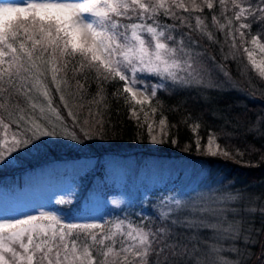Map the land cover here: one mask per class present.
<instances>
[{
  "label": "snow or ice",
  "instance_id": "6c2138e0",
  "mask_svg": "<svg viewBox=\"0 0 264 264\" xmlns=\"http://www.w3.org/2000/svg\"><path fill=\"white\" fill-rule=\"evenodd\" d=\"M215 2L222 8L220 15L225 23H220V18L213 14L212 25L225 35V42L231 41L234 51L239 36L248 64L264 79V56L260 60L255 57L256 47L264 53V44L260 43L264 35H251L252 50L246 46L245 39L253 26L249 18L255 21L258 12L264 14V0H231V9L228 0ZM214 7V0H20L19 5L0 0V109L8 116V122L0 118L3 129L0 165L8 163L19 151L36 147L43 138L63 136L81 142L101 135L94 129L97 125L103 128L102 119L85 128L76 122L69 109L74 124L70 129L53 106L47 77L50 76L61 102L68 108L64 91L68 88L69 70L73 78L95 72L99 90L93 103L98 105L107 99L105 84L123 82L122 91L118 88L112 96L117 100L123 97L124 103L131 105V118L138 122V113L143 112V123H147L152 143L167 142L166 117L161 116L159 131H155L154 123L148 120L149 112L145 111V106L150 107L158 96V88L167 89L169 82L172 87L222 86L206 78L202 69L196 67L202 63V57L196 52L199 41L193 38V33L198 32L214 43L219 42L203 16L205 8L212 12ZM228 12L232 15L228 16ZM192 13L202 15L192 17ZM228 58L224 56L225 60ZM216 67L223 72L225 80L231 81L224 65ZM141 74H149L148 79L159 78V83L145 87L146 78ZM76 85L80 90L85 89L79 79ZM38 96L47 101L46 107L38 102ZM24 103L30 114L22 107ZM136 105L141 107L137 109ZM150 110L154 117L158 109L150 107ZM13 124L15 128L10 127ZM199 127L197 123L192 129L194 135ZM171 142L176 144L177 140ZM195 144L199 150V136ZM205 153L231 158L211 132ZM240 199V194L231 192L196 201L163 196L158 207L159 218L165 223L155 229L152 220L143 215L138 222L118 218L107 230L105 225L109 222L103 219L75 222L43 206L23 217L0 215V264H240L239 259L230 261L221 256V244L209 245L206 252H201L194 243L197 235L193 234L188 238L193 242L190 250L183 234L175 232L177 226L209 229L216 240L237 241L243 237L245 245L254 243L252 230L243 226L241 210L228 207L230 202ZM243 211L253 215L259 211L264 215V207ZM229 214L232 219L228 218ZM93 250L103 259L98 260ZM230 250L239 253L235 243Z\"/></svg>",
  "mask_w": 264,
  "mask_h": 264
},
{
  "label": "trees",
  "instance_id": "16d2710c",
  "mask_svg": "<svg viewBox=\"0 0 264 264\" xmlns=\"http://www.w3.org/2000/svg\"><path fill=\"white\" fill-rule=\"evenodd\" d=\"M214 3L213 11L209 12L205 8L203 16L206 18L205 22L209 25L210 31L216 35L219 42L214 43L198 32L193 33V38L199 41L196 52L202 57V63L196 67L202 69L206 78L222 86L214 89L199 85L172 87L169 82L167 89L158 88V96L150 106L156 107L157 113L153 117L150 109H147L150 107H147L145 111L149 112L148 120L157 126L158 131L159 117H166L169 132L167 142L152 143L147 123H143L145 120L143 112L138 113L140 118L138 122L131 118L129 111L131 105L125 104L123 97L117 100L112 96L118 88L122 91L123 82L117 80L105 84L103 88L107 99L98 105L93 103L99 90L95 72L89 71L86 76L77 74L73 78V73L69 70L66 76L68 88L64 91L69 107L65 108L60 100V93H57L48 76L46 82L52 93L53 106L59 110L64 123L70 129L74 128L73 117L68 114L69 109L76 122L85 128H91L96 124V120L102 119L103 128L97 125L94 129L101 135L81 142L71 141L63 136L43 138V142L36 147L19 151L8 163L0 165V190L13 189L11 185H7L10 184L9 182L25 178L29 172L37 173L46 165L57 164L72 168L85 166L90 174L83 182L80 192L74 197L77 202L75 206L77 212L85 200L93 198L92 195L102 200L112 192V196L120 194L122 198L117 206H113L111 201L105 203L109 206L106 215L102 218L109 222L105 225L106 230L118 218L127 217L138 222L141 215L152 220L153 229L163 225L165 221L159 218L161 209L158 207V202L164 193H167L164 196L181 194L187 201L198 200L201 190L204 198H215L229 192L237 193L240 194L241 199L230 202L228 206L238 207L241 210L243 226L245 229L252 230L254 243L245 245L242 243L243 237L237 241L216 240L209 229L190 230L177 226L175 232L183 234L182 238L185 243H188L190 250L193 242H190L188 238L196 234L197 240L194 243L201 252H206L209 245L218 243L223 245V251L220 254L227 260L239 259L240 264H264V215L259 211L254 215L243 211L246 208L264 207V79H261L248 64L239 36H237V49L234 51L231 41L225 42V35L219 31L218 27L212 25L213 14L220 18V23H225L224 17L220 15L221 6L215 0ZM228 8H232L231 0H228ZM191 15L195 17L202 14L192 13ZM227 15L231 16L232 12H228ZM257 17L255 21L249 18L253 26L251 34L245 38L248 41L247 47L251 35L258 33L264 35V14L258 12ZM191 23L194 26L195 20L192 19ZM260 42L264 44V39ZM225 55L229 57L227 60L224 59ZM216 65L226 67L231 81L225 80L223 72ZM145 75V87L156 86L159 83V78L148 79V74ZM77 79L85 85L84 90H80L76 85ZM37 99L39 103L47 106V101L42 96H38ZM22 107L29 114L31 113L26 103L22 104ZM135 107L139 109L141 106ZM0 113H3L0 118L8 122L7 113L3 109H0ZM52 119L55 120V117ZM85 120L88 121L87 125ZM142 123L143 126H141ZM197 123L200 127L194 135L192 129ZM10 127L15 128V125ZM257 127L259 131L254 130ZM75 130L79 131V129ZM2 132L3 129H0V139L3 138ZM210 132L217 137L220 147L230 153L231 158L221 155L210 156L205 153ZM197 136L200 138L199 150L195 144ZM172 139H176L177 143L173 144ZM237 149L243 154L240 155ZM177 158L185 159L181 162H188L193 170L198 167L194 173L196 181H193V188L188 187L190 189L184 193L183 188L178 189L180 186L178 181L187 173L184 169H180L175 160ZM72 164L75 165L72 166ZM190 167H188L189 170ZM163 171L169 172L165 175ZM116 173H121L123 176L116 179L114 177ZM70 176L74 179L72 173L68 178ZM190 181L191 177L187 178L189 186ZM62 206V212L58 216L68 219L66 215L69 207ZM74 212L76 213V210L72 211L69 220L75 214ZM228 218L232 219V215L229 214ZM256 229L259 231H255ZM233 243L239 247V253L230 250ZM93 255L98 260L103 259L96 250H93Z\"/></svg>",
  "mask_w": 264,
  "mask_h": 264
},
{
  "label": "rangeland",
  "instance_id": "374dc122",
  "mask_svg": "<svg viewBox=\"0 0 264 264\" xmlns=\"http://www.w3.org/2000/svg\"><path fill=\"white\" fill-rule=\"evenodd\" d=\"M5 2L19 5L20 0H5ZM248 47L250 50H252L254 46L251 45V43L249 42ZM262 56H264V53H260L259 48L256 47L255 48L256 59L260 60ZM141 75H143L144 77L146 76L145 74H141ZM144 86H146V83L144 84ZM147 107L149 106H145V109ZM155 127L157 128L156 125ZM156 131H158V128L156 129ZM175 160L177 164L180 166V169H184V171L187 173V175H184L182 179L178 181L180 185L178 189L183 188V193H184L186 190L190 189L188 187L193 188L194 185L193 181H196L194 173H196L195 170H197L198 167H196V169L193 170V168L190 167L188 162H181V161H185V159L183 160V158H177ZM114 165L115 164L113 163L112 166L114 167ZM188 167H190V170L188 169ZM75 169H82V168L75 167ZM163 172L166 175L168 174L169 171H163ZM45 173L41 175L42 183L38 186H36V184L32 186L31 182L28 179H25L28 188L11 189L7 192L0 190V215L23 217L24 214L32 213L34 209H37L40 206H43V208L48 209L53 214L57 215L58 212H62L61 206L65 205L69 207L66 216L70 218L72 211L77 210L75 208L77 202L75 201L76 199H74V197L72 196L70 189L67 186H65L67 185L66 182L67 180L64 179L65 176H63V178L60 177L55 178L54 177L55 175L51 176L52 175L51 170L46 171ZM52 173H54V171ZM116 174L117 175L114 176L116 179H119L120 177L123 176L121 173H116ZM142 174H144V172H142ZM189 177H191L190 186L187 182V178ZM153 183H155V180H153ZM199 193H201V195L198 197V200L201 199V197L204 195L202 194V190L199 191ZM112 194L113 193L110 192L107 195V198H103L102 200H99L97 199L96 196L92 195L93 198L86 200L84 204H82V214L76 215L78 217V218L76 217V219H87L90 222L101 221L102 218H104L103 216L107 212V206L105 203H109V201H111L113 206H117V204H120L119 202L122 199L120 194L117 196H112ZM165 194L167 193H164L162 195L164 196ZM173 196H176L177 198L185 199V197L182 196L181 194H175ZM53 203L54 204L56 203L55 210L52 208ZM228 207L239 209L238 207H234V206H228ZM76 221L77 220H75V222Z\"/></svg>",
  "mask_w": 264,
  "mask_h": 264
}]
</instances>
